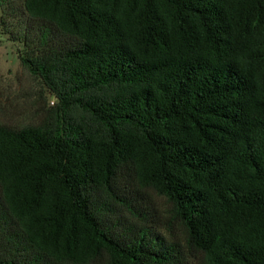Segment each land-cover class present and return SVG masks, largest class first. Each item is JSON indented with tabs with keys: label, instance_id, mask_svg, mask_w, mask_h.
Listing matches in <instances>:
<instances>
[{
	"label": "trees",
	"instance_id": "1",
	"mask_svg": "<svg viewBox=\"0 0 264 264\" xmlns=\"http://www.w3.org/2000/svg\"><path fill=\"white\" fill-rule=\"evenodd\" d=\"M20 1L58 104L0 122V264H187L150 190L200 264H264V0Z\"/></svg>",
	"mask_w": 264,
	"mask_h": 264
},
{
	"label": "rangeland",
	"instance_id": "2",
	"mask_svg": "<svg viewBox=\"0 0 264 264\" xmlns=\"http://www.w3.org/2000/svg\"><path fill=\"white\" fill-rule=\"evenodd\" d=\"M31 25L20 0H7L5 9L0 5V122L16 128L41 125L58 104L41 78L32 75L20 61V55L25 53V36L21 33ZM70 114L74 121L85 117L77 108ZM146 205L154 215L151 235L157 245L161 247L164 242L177 245L187 264H200L203 256L187 246L186 230L174 220L167 198L150 190ZM127 222L134 223L131 219ZM99 264H107V259L103 258Z\"/></svg>",
	"mask_w": 264,
	"mask_h": 264
}]
</instances>
